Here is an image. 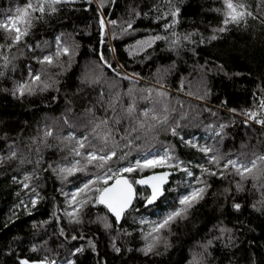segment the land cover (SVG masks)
Returning a JSON list of instances; mask_svg holds the SVG:
<instances>
[{
    "label": "trees",
    "instance_id": "obj_1",
    "mask_svg": "<svg viewBox=\"0 0 264 264\" xmlns=\"http://www.w3.org/2000/svg\"><path fill=\"white\" fill-rule=\"evenodd\" d=\"M10 2L0 0V13L9 7ZM15 2L22 6L26 0ZM244 2L250 10L262 11L255 7L261 0ZM173 3L180 7L181 12L178 23L167 30L163 25L170 22L171 17L156 18L164 11L166 0H114V3L104 0L99 11L100 0H74L58 5L56 13L45 15L35 22L26 42L35 45L37 41H48L54 50V38L64 34L66 39L70 38L69 42L75 41L79 47L70 65L67 64L68 58L62 57L65 61L63 71L57 67L48 68V72L59 82L44 91L38 87L31 95L13 97L11 89L17 81L27 78V65H32L34 69L40 67L31 59L40 51H28L21 45L19 50L13 48L6 53L16 59L13 61L14 70L11 65L7 69L0 67V71L5 72L4 76H0V155H6L12 147L18 155L16 159L0 163V264H18V257L41 258L45 254L57 259L67 257L76 264H165L162 254L145 256L136 249L144 245L143 236L151 231V222L158 221L179 206V197L187 194L192 187L199 186L196 177L207 179L211 187L184 219L172 224L170 233H162L167 236L168 242L175 243L176 258L182 264H189L194 253L199 251L198 242L203 243L217 236L216 229L222 225L232 229L234 239L231 244L214 240L207 264H264V209L257 211L252 207L261 199L259 184L254 188L253 182L248 180L243 185L244 191L236 192L233 181L238 180V176L230 175L226 179L202 176L196 165L206 164L204 155L159 125L153 130L147 126L141 129L139 139H136L137 133H133L130 137L133 142L128 144L121 139L124 128L129 124L127 119H123L119 125L120 132L113 134L118 147L111 166L115 170L118 166L134 163L137 158L162 152L172 145L174 155L184 162L193 176L176 168L146 169L143 175L153 171L170 173L164 185V196L151 205L143 203L137 196L134 208L127 212L119 225L101 205H87L79 224L69 223L64 215L67 206L62 193L71 194L98 169L89 165L87 173L59 179L49 165L56 167L71 160L65 148L67 142L59 137L67 136L70 131H75L77 135L85 131L83 126L70 127L74 121L86 124L94 118L112 117L114 113L108 109L109 101H115L116 113L122 117L123 109L131 101H135L138 111L155 108L161 112L167 106L169 122H180V135L200 145L213 144L225 154L235 155L242 150H253V147L264 151L261 127L255 124L245 126L243 117L239 115L241 110L258 103L260 88H264V24L260 19L247 17L246 23L229 24L225 32L216 33V39L209 40L212 29L218 27L222 20L220 13L214 11L222 6L221 0H173ZM133 10L141 14L133 16ZM100 13L106 21H117L116 25L106 23L103 43L98 23ZM129 20L132 21V28L127 27ZM121 28L125 31L122 32ZM172 32L181 38L190 33L191 42L182 40L178 48H172ZM157 34L167 39L157 40L151 47L139 51L136 41ZM201 39L204 43L200 42ZM0 42H3L2 35ZM130 51L132 55H129ZM101 53L112 65L111 68L99 60ZM2 64L0 60V66ZM179 64L185 65V72H177ZM165 66L173 72V76L166 81L153 75L146 76V81L128 77L129 73L144 77L149 68L157 74ZM218 66H222V70H218ZM92 71L100 75V80L92 84L82 83L85 73L91 74ZM161 92L165 95L161 96ZM198 96L205 98L200 100ZM88 108L93 110L92 113L86 112ZM229 109H237V113L233 114ZM211 113H216V116ZM65 118L69 120L68 125L63 123ZM221 122L228 125L222 133V140L206 127L209 123L215 127ZM47 127L53 129V134L41 143ZM95 143L100 145L98 139ZM242 144L248 147L241 149ZM109 147H112V140ZM125 153L128 154L125 160L118 162V157ZM21 157L31 163L21 164ZM65 157L69 159L66 161ZM25 173L32 174L27 181L29 189L22 186ZM136 187L144 195L150 192L146 187ZM225 187H230L232 191L223 194ZM32 188L38 194L35 206L30 202L34 195L30 190ZM233 202L242 205L239 211L232 208ZM54 209H59L56 213L60 217L59 223L50 218ZM103 215H108L113 223L112 230H105L97 221V217ZM141 219L145 223L141 224ZM45 221L47 223H43ZM33 224L36 226L33 227ZM61 227L65 236L59 235ZM116 229L120 230L116 240L117 246L122 249L120 253H115L111 246V237L117 235ZM124 231L131 235H124ZM73 235L77 236L76 240L71 239ZM89 239L96 245L95 252L88 243ZM32 245H36L39 251L32 252ZM76 247H82L83 251L70 256L69 250ZM128 248L132 251H127Z\"/></svg>",
    "mask_w": 264,
    "mask_h": 264
},
{
    "label": "snow or ice",
    "instance_id": "obj_2",
    "mask_svg": "<svg viewBox=\"0 0 264 264\" xmlns=\"http://www.w3.org/2000/svg\"><path fill=\"white\" fill-rule=\"evenodd\" d=\"M74 0H26L23 5H19L15 0H11L9 7L0 13V35L3 37V42H0V60L3 61V69H7L10 65L15 69L13 61L16 59L15 56L10 57L6 54L9 50L16 48L19 50L20 46L23 45L28 51L34 52L39 50V55H33L31 57L38 65L39 68L34 69L32 65H27V78L17 81L11 89V95L13 97H23L24 95L33 94L39 87L40 91H44L55 86L59 81L56 80L53 74L48 72V68L57 67L61 71L65 69V61L62 57H67V64L70 65L72 58L76 54V49L79 47L75 41L69 42V39L65 38L64 34L57 35L54 38L55 49L52 50L48 41H37L35 45L28 44L26 37L30 35L31 29L34 27L36 21L44 18L45 15H51L58 11V5L65 3H72ZM91 2V0H89ZM114 3V0H112ZM104 0H100L99 8L103 7ZM221 7L214 9L217 13H220L222 20L220 25L212 29V35L208 38L209 40L216 39V33H223L227 30L229 24H240L241 22L246 23L247 17L253 19H260L261 24H264V0H261L260 4L255 7L261 9L259 13L250 10V6L247 5L244 0H221ZM155 7V5H154ZM181 9L173 3V0H166V7L161 15L156 18L161 19L162 17L170 16L171 20L163 25L164 29L174 27L178 23V17ZM39 13V15H36ZM141 13L133 10V16H139ZM145 15H147L145 13ZM99 30L101 35V43H103V35L106 23L116 25V20H105L103 13H100L98 20ZM128 28H132V21L126 22ZM121 31L125 29L121 28ZM115 35V33L113 34ZM172 39L170 46L172 48H178L181 41H190L191 34H186L182 38L176 32H172ZM167 39L159 34L149 36L145 40L136 41V46L139 51H143L145 47H151L157 40ZM201 43L204 40L201 39ZM23 53L21 52V55ZM133 52L130 51L129 55ZM99 60L111 68L112 65L105 59L101 53ZM204 68V66H201ZM205 71L210 69L204 68ZM218 70H222V66H218ZM120 75L119 72L116 73ZM5 72L0 71V76H4ZM55 75H59L56 73ZM82 83L92 84L100 80V75L95 71L91 74L85 73L81 78ZM163 87V85H161ZM259 87V86H258ZM5 91H8L5 89ZM131 91V90H130ZM149 93L151 89L148 90ZM192 93H189L191 95ZM207 94V93H206ZM205 94V95H206ZM161 96L165 93L161 92ZM256 96V93H253ZM119 97L117 96L116 99ZM204 96H198L197 99L203 100ZM55 99V97L53 98ZM108 109H111L114 115L112 117L105 116L104 118H94L89 120L86 124L83 121L75 122L70 127H81L83 126L85 131L77 135L75 131L68 132L67 136L59 137L61 140L66 141L65 148L68 150L69 157L71 160L69 163L59 164L56 167L49 165V168L57 175L61 180L67 179L68 176H72L76 173H87L88 166L91 165L98 169L95 174H92L90 178H85L83 182L75 187L71 194L64 192L62 193L65 197L66 208L64 215L68 219L69 223L79 224L82 222V214L84 208L89 205H103L107 210V213L114 218L116 225H119L122 218H124L130 209L134 208V200L137 196L147 205H151L156 202L159 198L164 196L165 188L164 185L167 182V178L170 175L169 172H152L149 175H143L144 171L153 170L158 167L160 168H176L177 170L185 172L188 176H193V172L190 171L184 162L181 161L177 156L174 155V146L169 145L165 147L162 152L155 154L149 153L144 155L142 158L135 159V162H128L126 166H118L115 170L111 166L113 157L117 156L116 148L118 145L113 139L114 133L120 132L119 125L123 119H127L129 124L124 128V135L121 139L126 140L128 144H132L130 138L133 133H137L136 139H139V131L144 129L146 126L149 130L156 129L157 125L161 126L165 131L171 132L173 136H179L180 140L188 145L189 147L197 149L206 158V164H197L196 167L201 170L202 176H216L219 178H227L228 176H238V180H234L235 191H244V183L248 180L253 182V187H257L259 184V190L261 191V199L254 203L252 207L260 211L264 209V151H257L253 147L250 151H240L235 155L222 153L215 145L207 144L200 145L193 139H185L184 136L180 135L179 129L181 127L179 121H172L170 123V117L168 114L167 106L164 107L163 111L158 112L155 108H144L138 111L135 101H131L127 104V107L123 109L124 116H120L116 113L115 101H109ZM108 109H105L107 112ZM70 111V110H69ZM92 109H86V112L92 113ZM210 111V110H209ZM233 114L237 113V109H229ZM216 116V113H211ZM239 115L243 117L242 123L245 126H251L252 124L259 125L261 127V135H264V88H260V95L258 103H255L253 107L241 110ZM234 122V121H233ZM63 123L68 125L69 120L65 118ZM228 125L226 123H218L217 126H213L211 123L206 127L214 133L216 137L223 139L222 133ZM101 130V131H98ZM53 129L47 127L44 131V138L40 142L45 143L46 138L52 136ZM35 142V137L32 138ZM100 141L98 146L95 143L96 140ZM112 140V147H109V141ZM248 146L246 144L241 145V149H245ZM38 151V149H37ZM17 150L12 147L9 149L6 155H0V163L5 161L16 159ZM128 154L125 153L118 157V162L125 160ZM69 157H65L67 161ZM175 161V163H173ZM20 163H31L26 161L23 157L20 158ZM39 163V161H37ZM191 163V162H189ZM210 165V166H206ZM127 174V175H125ZM32 178V174H24L23 188L29 189L30 185L27 181ZM38 178V177H37ZM14 181L16 177L12 178ZM196 182L199 186L192 187L189 192L185 195H181L178 200L177 207L168 211L158 221L151 222V231L143 236L145 240L144 245L136 249L143 253L145 256L148 255H159L161 254L158 250L159 245H163L166 250L170 245L167 236L162 235L165 231H171V226L178 220L184 219L188 214L189 210L194 207L200 200H202L211 185L207 179L201 180L196 177ZM136 186H143L150 189L149 194L144 195L139 193ZM33 192V196L30 200L31 205L37 204V196L35 189H30ZM232 191L230 187H225L223 194H228ZM23 203V201H21ZM259 205L260 207H257ZM242 205L237 202L232 203V208L236 211L241 209ZM70 209V210H69ZM59 209H54L50 218H54L57 223L60 221V217L56 214ZM138 211V209H136ZM97 221L102 224L105 230H112L113 223L110 222L108 215L98 216ZM141 224L145 223L143 219L139 221ZM47 223V221L43 222ZM36 225L33 224V227ZM60 236H65V230L61 227L58 229ZM218 232L217 236L207 239L203 243L198 242L199 251L194 253L189 264H207L208 257L211 255L209 249L212 247L214 240L226 241L227 244H231L234 237L232 235V229L220 226L216 229ZM117 235L111 237V246L115 253L122 251L121 247L117 246V236L120 234V230L116 229ZM124 235H131L127 231H124ZM67 239V237H65ZM72 240H76L77 236H71ZM89 245L92 251H96L95 243L89 239ZM227 246V245H226ZM32 252H37L39 249L36 245H32ZM132 251L131 248L126 249ZM50 251V250H49ZM83 251L82 247H76L69 250V255L74 256L77 253ZM18 264H76L73 259L64 257L57 259L53 255L45 254L41 258L31 257H18Z\"/></svg>",
    "mask_w": 264,
    "mask_h": 264
},
{
    "label": "rangeland",
    "instance_id": "obj_3",
    "mask_svg": "<svg viewBox=\"0 0 264 264\" xmlns=\"http://www.w3.org/2000/svg\"><path fill=\"white\" fill-rule=\"evenodd\" d=\"M153 68H149L146 71V75L144 77H138L135 74L129 73L128 77L131 79H136V80H141V81H146V76H150L153 75V77L155 76V78L157 79H161V80H168L169 78H171L173 76V72L169 69L168 66H165L164 68H162L160 70L159 73L157 74H153ZM177 72H185V65L184 64H179L177 67ZM256 216V215H255ZM169 247L165 250L163 245L158 247V250L160 251V253L163 256L164 262L165 264H182L180 262L179 259L176 258V245L174 242L169 241Z\"/></svg>",
    "mask_w": 264,
    "mask_h": 264
},
{
    "label": "water",
    "instance_id": "obj_4",
    "mask_svg": "<svg viewBox=\"0 0 264 264\" xmlns=\"http://www.w3.org/2000/svg\"><path fill=\"white\" fill-rule=\"evenodd\" d=\"M134 201H135V200H134ZM101 206H103V205H101ZM122 219H123V218H122ZM121 222H122V220H121ZM121 222H120V223H121Z\"/></svg>",
    "mask_w": 264,
    "mask_h": 264
}]
</instances>
